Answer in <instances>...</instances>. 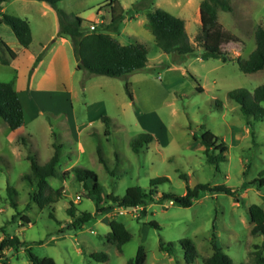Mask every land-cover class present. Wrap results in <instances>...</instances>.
Here are the masks:
<instances>
[{
	"label": "rangeland",
	"instance_id": "obj_1",
	"mask_svg": "<svg viewBox=\"0 0 264 264\" xmlns=\"http://www.w3.org/2000/svg\"><path fill=\"white\" fill-rule=\"evenodd\" d=\"M109 1L62 0L59 7L86 22L85 34L98 33L111 22ZM118 1L126 19L119 39L112 35L122 45L143 44L149 51L147 67L127 78L78 71L71 42H56L58 19L49 5L10 0L2 6L0 18L8 14L30 23V53L44 57L51 52L42 65L31 63L26 51L13 65L0 63V82L13 83L25 112V125L15 132L0 120V243L4 245L0 264H31L27 249L56 264H129L141 246L147 253V264H187L179 245L184 239L197 248L198 258L193 264H204L213 254V236L235 264H257V253L264 257V236L252 234L249 209L253 205L264 208V185H251L264 180V119L248 126L240 105L229 98V93L238 89L254 92L264 85V70L245 74L236 63L204 60L203 49L195 40V57L166 55L156 46L148 27L149 12L163 9L177 17L182 15L191 39L200 32L204 0H154L146 8L138 5L142 0ZM178 4L181 7L174 9ZM232 5L231 13L219 12L218 21L240 41L225 50L234 59L248 58L256 49V29L264 28V0H232ZM91 25L96 26L95 31ZM0 38L8 45L17 42L6 25L0 26ZM126 82L133 101L126 92ZM261 107L264 109V104ZM103 117L114 123L109 130ZM205 132L224 140L229 148L228 161L219 171L207 162L201 141L194 140ZM140 135H150L156 141L136 154L130 143ZM53 144L62 146L56 167L59 177L48 180L49 189L44 194L53 203H43L27 156L36 155L44 167L55 154ZM98 149L109 172L99 161ZM74 167L95 173L104 197H123L133 187L149 192L150 182L159 178L168 182L160 184L155 201L143 207L123 210L109 202L97 206L90 193L91 183L85 186L79 182L72 172ZM25 176L33 185L24 180ZM187 184L192 189L199 184L226 186L236 191V196L207 192L190 208L159 200L163 194L184 196ZM8 187L16 190L14 199L20 206V217L15 220ZM71 205L78 213L111 210L74 230L67 213ZM112 221L123 223L133 237L122 252L106 239ZM152 221L161 229L147 226ZM13 240L25 243L24 247H13ZM161 242L174 244L173 253L160 251ZM100 253L108 255L105 263L92 257Z\"/></svg>",
	"mask_w": 264,
	"mask_h": 264
},
{
	"label": "trees",
	"instance_id": "obj_2",
	"mask_svg": "<svg viewBox=\"0 0 264 264\" xmlns=\"http://www.w3.org/2000/svg\"><path fill=\"white\" fill-rule=\"evenodd\" d=\"M10 0H0V9L4 3ZM49 5L56 13L58 19V37L67 39L71 42L74 57L77 61V70L85 71L90 75L105 76L110 78H127L134 73L143 71L149 62V51L145 45H121L114 39L111 33L118 32L125 22L126 12L117 0H110L111 22L106 30L98 33H84L83 27L86 23L82 18L69 15L59 7L62 0H36ZM154 0H142L139 6L144 8L152 4ZM233 11L232 0H204L200 5L201 29L196 36L195 41L201 45L203 53L202 59H216L223 63H236L241 72L245 74H255L264 70V28L258 27L255 31L256 49L248 58L238 57L232 58L225 50V47L239 43V38L225 31L224 27L218 21L219 12L231 13ZM148 27L154 37L156 46L166 55H175L181 57H195L196 51L190 42L189 35L186 30L185 21L178 18L163 9H154L147 14ZM8 26L19 44V47L28 50L33 43V34L30 23L26 19L17 16L3 14L0 18V26ZM42 54L36 58L35 65L42 61ZM18 58V54L14 52L0 38V63L4 66L10 65ZM36 67V66H35ZM194 79V78H193ZM126 92L131 101L134 100L131 86L128 82L125 84ZM202 91V88H197ZM229 98L240 105L241 114L246 119L247 125L252 126L253 122L262 121L264 119V85L258 87L254 92L247 89H238L229 93ZM259 114V116H258ZM0 120L5 122L9 129L13 132L21 129L25 125L24 108L17 90L13 83L0 82ZM107 130L113 125V121L108 117H103ZM253 133V130L251 131ZM107 135L109 132L107 131ZM254 135V133H253ZM195 141L200 140L205 148V156L210 165L216 167L228 161V146L224 140H221L211 132L203 133L200 138H194ZM156 139L150 135H140L131 141L130 146L133 152L140 154L145 145L155 142ZM55 154L46 166L38 163L36 155H28L27 160L31 162L32 175L36 186L39 189V198L43 203H53L50 198L45 197V192L49 189L48 180L50 178L59 177L56 167L60 163L61 145L53 144ZM99 161L104 165L107 172L110 171L108 163L104 160L101 150H97ZM0 161H3L0 158ZM76 179L87 186L91 183V195L96 200V205L100 206L104 202H109L111 207L132 210L145 206L148 202H154L158 194L157 187L160 184L167 183V178H159L150 182L149 192L143 191L141 188H129L123 197L114 196L112 194L104 197L102 187L99 183L98 176L87 171L85 168L74 167L72 169ZM182 179L187 182V177L182 175ZM24 180L33 185V181L29 176H25ZM259 183V187L264 185V180H256L251 185ZM187 192L184 196L174 194H163L160 201H170L175 205L190 208L194 202L201 198L202 194L207 192L224 193L228 196H236V191L226 186L210 187L208 185L199 184L195 188H191L189 184L186 186ZM11 207L16 211L12 219L20 217L19 204L14 199L17 192L14 188L8 187ZM99 210L96 214L90 212L78 213L74 205L67 210L68 215L72 219L71 227L74 230H81L83 226L93 221L100 213L110 211ZM250 221L254 224L252 229L253 235L264 236V208L253 205L249 209ZM23 221L30 224L28 218L23 217ZM110 233L106 237L110 244H114L119 252L123 251L125 245L133 239L130 232L123 223L112 221L110 224ZM147 226L160 230V225L152 221ZM5 233V227L1 229ZM40 244L42 242H39ZM13 247H24L25 243L17 240L11 242ZM182 250L185 252L187 264H193L198 258L197 248L189 239L179 242ZM174 244L160 243V251L173 253ZM4 245L0 243V251H3ZM213 254L204 261V264H235L233 260L218 247L216 237L212 239ZM30 256L31 264H56L53 259H40L34 256L31 250L27 249ZM97 262L105 263L108 255L105 253L95 254L92 256ZM257 264H264V257L261 253H257ZM2 264H9L3 262ZM129 264H147V253L144 247H140L135 258Z\"/></svg>",
	"mask_w": 264,
	"mask_h": 264
},
{
	"label": "crops",
	"instance_id": "obj_3",
	"mask_svg": "<svg viewBox=\"0 0 264 264\" xmlns=\"http://www.w3.org/2000/svg\"><path fill=\"white\" fill-rule=\"evenodd\" d=\"M118 1V0H117ZM119 2V1H118ZM203 2V1H202ZM5 4V3H4ZM3 4V5H4ZM2 5V6H3ZM2 6H1V11L0 12H3V9H2ZM181 6H180V4H178L177 5V7H175L174 9H176V10H178L179 8H180ZM111 15V14H110ZM173 15V14H172ZM147 16V15H146ZM177 17V16H176ZM199 17V16H198ZM178 18H182L184 21H185V19L182 17V15H178ZM101 22H103V21H101ZM186 22V21H185ZM200 23H201V19H200ZM187 27V26H186ZM121 30L122 29H120L118 32H115V33H111L110 32V35L114 38V39H116L119 43H120V41L118 40L119 39V37L121 36L120 34H121ZM186 30H187V28H186ZM112 34H115L116 36H118V39L115 37V36H113ZM197 35V34H196ZM196 35L194 36V38H191L190 39V42H191V44H193L194 43V40H195V38H196ZM57 40H56V42L57 41H60L61 43H69L70 41L69 40H67V39H61V38H59V37H57L56 38ZM193 39V40H192ZM55 42V43H56ZM11 44H13V45H8L14 52H16L17 54H18V58L15 60V61H13L12 62V65L16 62V61H18L19 60V58H20V56H21V54H22V52H25L26 51V53L28 52V53H30L29 51H31L30 50V48L28 49V50H24V49H21L20 47H19V44H18V42H14V43H11ZM121 44V43H120ZM122 45V44H121ZM143 45V44H142ZM12 46H14V47H12ZM44 47H45V50L47 49V47H46V45H43ZM124 46H128V45H124ZM43 48V47H42ZM50 52H51V50H50ZM49 52V53H50ZM48 51H47V54L45 53L44 54V57H42V61L39 63V65H42L43 63H44V60L46 59V57L48 56ZM30 56H31V63H33L35 60H36V58L39 56L38 54H33L32 52L30 53ZM55 57H53L52 58V65H54V63H56V59H54ZM30 85H31V83H30ZM202 88V87H201ZM202 91H203V88H202ZM25 113V112H24Z\"/></svg>",
	"mask_w": 264,
	"mask_h": 264
},
{
	"label": "built area",
	"instance_id": "obj_4",
	"mask_svg": "<svg viewBox=\"0 0 264 264\" xmlns=\"http://www.w3.org/2000/svg\"><path fill=\"white\" fill-rule=\"evenodd\" d=\"M90 29H91V31H95L96 30V26L95 25H91ZM78 199H80V197H78Z\"/></svg>",
	"mask_w": 264,
	"mask_h": 264
}]
</instances>
